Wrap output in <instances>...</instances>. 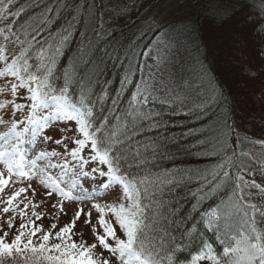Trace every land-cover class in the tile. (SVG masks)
I'll list each match as a JSON object with an SVG mask.
<instances>
[{
    "label": "trees",
    "instance_id": "16d2710c",
    "mask_svg": "<svg viewBox=\"0 0 264 264\" xmlns=\"http://www.w3.org/2000/svg\"><path fill=\"white\" fill-rule=\"evenodd\" d=\"M78 3L84 9L81 23L75 26L63 55L57 57L56 83L62 84L64 72L71 73L75 64L76 78H83L89 90L98 95L102 91L108 93L104 109L110 116L140 107L139 93L149 96V103L142 110L151 118L137 121L139 135L135 137L143 146L141 151L144 147L148 149L145 155L149 164L145 165L144 174H150L151 184L143 200L144 205L150 206V218L146 221L149 226L145 229L147 241L159 251L165 233L177 240L182 235H196L197 241L202 234L213 250L222 255L224 245L220 239H227L223 225L231 224L235 232L240 217L231 208L234 202L229 200L231 189L209 190L208 182L224 159V148L218 141L224 142L229 156L235 153V163L243 169L236 174L260 185L246 191L254 194L249 198L251 203L264 208V134L260 132L264 128V55L260 54L264 50V35L260 31L264 26V0H78ZM11 7L13 12L24 9L18 18L19 28L47 7L54 9L49 15L55 17L58 0H14ZM222 8L234 9L236 14L223 22L214 20L213 14ZM242 13L251 19L245 27L257 22L255 32H250L254 42L250 55L240 61L228 51L222 55L223 60L214 50L217 60L214 59L206 29L227 24ZM85 19H90L87 26ZM71 20L69 9L61 8L53 30ZM93 28L103 37L94 45L100 51L95 52L93 65L78 64L81 33L87 29L91 38ZM104 49L113 53L111 58L103 55ZM125 52L129 53L128 58ZM144 82L155 83L156 90L145 91ZM244 98L250 102L246 103ZM112 99H118V104L113 106ZM169 179L174 183L167 184ZM213 211L221 216L219 232L201 222L204 213L211 215ZM228 212H232L230 217L225 215ZM112 217L115 220L113 213ZM194 224L196 233L191 232ZM168 246L163 245L165 249ZM179 255L183 259L187 253ZM95 256L109 260L101 251ZM160 259H164L163 253Z\"/></svg>",
    "mask_w": 264,
    "mask_h": 264
},
{
    "label": "snow or ice",
    "instance_id": "6c2138e0",
    "mask_svg": "<svg viewBox=\"0 0 264 264\" xmlns=\"http://www.w3.org/2000/svg\"><path fill=\"white\" fill-rule=\"evenodd\" d=\"M14 0H0V94L5 93L8 88L13 95L24 96L30 101L28 104H16V109H28L26 116L27 123L33 127L24 126L21 131H17V125L23 124V121L17 120L11 124L8 132L0 133V138L11 135L16 137V143L11 146V152L5 150L0 151V160L7 166L8 178H5L4 172H0V192L4 191L6 185L10 183L13 168L19 169L21 177H30L37 175L36 172L23 170V157L21 160H12L14 154L19 153V144L22 142L24 133L31 130L32 136L43 134V130L50 127V121H67L76 122L78 129L73 128L71 131L78 132L82 138L76 137L74 140L75 147L71 150L73 159L80 157V153L85 150L86 145H90L91 154L88 159L80 158L79 175L88 178L90 173L83 171L85 165L89 162L99 165H106V171L100 167L91 169V174L100 177L107 176L111 182L121 187H113L110 196L117 201L114 204L101 206L95 204L94 207L100 213L99 223L103 226L105 235H97L96 239L104 249L119 255V264H200L205 260L212 261V264H264V208L258 207L257 204L250 202V197L254 195L247 192L246 189L258 188L260 185L255 181L249 183L244 180L243 175L236 174L243 171L235 163V153L229 156L228 149L223 141H218L224 148V159L217 165V171L212 175L209 181L210 191H221L225 188L231 189L229 200L234 202L231 205L235 214L240 217L239 226L233 232V226L227 222L223 227L227 230L224 235L225 239H220V243L224 245L222 255L215 252L210 243L203 239V235L199 234L200 239L197 241L196 235H182L180 240L165 233L166 238H161L160 250L151 241H147L145 229L148 228L149 205H144L143 200L147 198L149 185L151 184L150 174L145 175V165L149 164V160L145 155L148 151L142 145L135 141V137L139 135L137 131V121L150 119L149 115L143 112V106L149 103V96L139 93L140 99L138 103L140 107H133L129 111L117 115H106L104 103L108 96L106 91L96 94L94 90H89L83 78L77 79V66L73 65V71L69 73L65 71L63 74V83H56V64L57 57L63 55V49L75 31V26L81 23V16L84 12L78 0H58V7L55 9V17L49 14L54 11L52 7H47L38 16L30 18V22L17 28L18 18L24 12L23 8L16 12L12 11ZM61 8H67L72 14L71 22L53 30L57 19L61 15ZM235 10L222 8L213 14V19H219L221 22L234 16ZM11 18V19H10ZM87 26L90 19L84 20ZM94 36L89 38L87 29L81 33L83 37L81 48L78 54L77 63L84 65H93L95 52L100 51L94 45L103 37L94 28L92 29ZM264 35V26L260 29ZM47 33L42 37V34ZM264 55V50L261 51ZM103 55L109 58L113 53L107 49L103 50ZM150 55V54H148ZM129 53L125 52V58ZM159 59V53L157 55ZM119 59V56H116ZM102 62V61H101ZM98 66V65H96ZM127 76L125 81H127ZM152 77H149L151 80ZM91 81H88L90 84ZM77 87L79 90H77ZM151 88L156 90L155 83H146L145 91ZM25 90L27 95L25 96ZM135 98V97H134ZM118 104V99H112V105ZM97 105L100 107L97 108ZM43 110L47 113L42 117H37V110ZM111 111V110H109ZM119 113V109H116ZM16 113L7 112L6 115L13 116ZM116 121L117 123H114ZM3 117H0V123H4ZM55 126V125H52ZM69 131L65 125V132ZM45 142L51 141L52 137L43 135ZM69 137L64 136L62 139L55 140L56 145L65 144V140ZM61 153L56 151L38 153L37 159H43L48 156H60ZM242 155H245L242 153ZM33 168L36 167V160L31 162ZM68 167V161L64 160L63 165L47 163L38 171L44 173L49 168ZM232 169L233 171H230ZM207 180V177H204ZM51 181L50 186L59 192L62 197L73 198L72 193L64 191L59 187V182L48 176ZM79 183L73 180L72 187L75 188ZM171 185L174 180L166 181ZM106 189L108 185L104 186ZM26 188H20L18 191L12 192L7 199L9 206L13 205V201L26 192ZM87 195L86 189H81ZM35 195V190H33ZM51 196L52 193H47ZM154 195V193H153ZM84 197H77L83 199ZM29 205L25 204V208ZM63 212V205L60 204ZM33 208L36 206L33 204ZM53 208L57 205H53ZM105 207L115 215V223L123 230L121 236H117L116 229L112 223L104 218ZM9 207H4L3 212H9ZM83 209H78L72 221L65 224L55 232L56 240L52 241V232L43 231L42 227L33 226L31 231L25 233L24 229L27 224H20V231L11 242H6L5 233L0 236V264H4V259H12L14 256H20L24 259V264H112L111 260H98L93 256V250L97 247L95 243L86 244L85 242L76 243L71 239L72 230L78 219L81 218ZM33 216L37 219L40 214L33 211ZM21 216L25 213L21 211ZM231 216L232 212L225 214ZM91 216V213H88ZM221 216L218 211H213L211 215L204 213L201 222L206 228L214 231H221ZM32 224V221L28 222ZM90 220L86 221V224ZM8 226L12 227V220H8ZM57 226L55 223L51 225L52 229ZM95 230V229H93ZM192 233H196V225H193ZM37 233L39 242H34L33 237ZM108 237L115 241L112 247L108 243ZM147 241V242H146ZM167 243L168 248L163 245ZM163 253L164 259H160ZM187 253L183 259L179 254Z\"/></svg>",
    "mask_w": 264,
    "mask_h": 264
},
{
    "label": "rangeland",
    "instance_id": "374dc122",
    "mask_svg": "<svg viewBox=\"0 0 264 264\" xmlns=\"http://www.w3.org/2000/svg\"><path fill=\"white\" fill-rule=\"evenodd\" d=\"M248 21L250 22L251 19L246 13H242L239 17L234 18L231 20V22L220 27H208L206 29V39L209 44L208 46L210 48V54L214 57L216 52V54L221 56L219 58L223 59L222 55L225 56L228 51H231V53H233L237 59L244 61V58L246 59L247 56L250 55V45L254 43L250 38V32H253L257 23L256 21L251 22V24L249 23L250 27L247 28L244 26V24ZM247 51L248 53H246ZM231 58L232 61L235 60L233 56H231ZM214 59L217 60V55ZM145 85L146 84L144 82L143 86ZM244 100L245 102H250V99L244 98ZM28 103H30V101L25 99L24 96L13 95L8 88L5 89V93L0 94V117H3L5 121L4 123H0V133L8 132L11 124L17 120L23 121V124L17 125V131H21L24 126L29 127V129L33 127L32 125H29L26 120L28 109L15 108L16 104ZM10 111L16 114L13 116L6 115V113ZM44 115H47L45 111L39 109L37 110V117H42ZM65 125H67V128L69 129L67 132H65ZM73 128L78 129V125L74 121H50V127L44 129L42 135L38 134L37 136L33 137L31 130L24 133L22 142L19 144V153L14 154L11 159L21 160V157H23V170H31L32 172H36L37 175L21 177L19 175V169L15 167L13 168L10 183L5 186L3 192H0V236H3L5 233H7L8 235L5 237L6 242H11L15 235L19 233L20 224L24 223L28 225V227L24 229L25 233L31 231L33 226L42 227L43 231L52 232V241L59 242L56 240L55 232L65 224L70 223L75 212L82 208L84 211L81 218L77 220L72 230L71 239L76 243H95L97 247L93 250L94 258L100 260L99 257L95 256V254L96 252L100 253L101 251L102 254L109 257V260L112 261V264H119V255L116 254L114 258L113 253L107 249H104L96 239L97 235H105V233L103 226L99 223L100 213L94 207V205L100 204L103 207L108 204L117 203V201H115L110 196V193L113 187L122 188V186L114 184L107 176L100 177L98 174H96V176L91 174L92 168L90 165H93V168L100 167L102 170L106 171L107 166L99 165L98 162H89V164L84 166L83 171L90 173L88 178L78 174L80 170V158L88 159L93 153L91 152L90 145H86L85 150L80 153V157L73 159L70 153L72 148L75 147L74 140L76 137L82 138V135L78 132V130L75 132L71 131ZM251 130L254 131L256 128H252ZM260 132H263L264 134V128H262ZM43 135L51 136L52 140L45 142L42 138ZM64 136L69 137V139L65 140L67 147H65L64 144L56 145L55 140L62 139ZM15 143L16 137L14 135L0 138V151L7 150L11 152V146ZM42 151L49 153L56 151L57 153H61V155L56 157L48 156L42 160L37 159L38 153ZM33 159L36 160L35 168H33L30 163ZM64 160L68 161L67 168H49L44 173H40L38 171L49 162L63 165ZM0 172H4L5 178L9 177L7 166L2 160H0ZM49 175L59 182L60 188H63L66 192L70 191L73 198L70 199L60 196L59 192L50 186L51 181L48 180ZM73 180L79 181L75 188L72 187ZM105 185H108L109 187L106 189L104 187ZM22 187L26 188L27 191L21 193V195L13 201V205L9 206L7 204L8 197L12 194V192L18 191ZM81 189H86L87 195L82 192ZM33 190H35V195H33ZM49 192L52 193L51 196L47 195ZM81 196L84 198L77 199V197ZM25 204H28L29 206L25 208ZM33 204L36 206L35 208L32 207ZM60 204L63 205V212L60 209ZM53 205H57V207L53 208ZM4 207H9V212H3ZM21 211L25 213L24 216L20 215ZM33 211L40 214L39 219H37L36 216H33ZM88 213H91L90 217L88 216ZM104 218L107 222L113 224L114 228L116 229L117 236H121L122 232L120 231V228L117 227V224L112 217V213L108 211L106 207ZM9 219L12 220V227L8 226ZM88 220H90V223L86 224V221ZM29 221H32V224H29ZM53 223H55L57 226L55 229L51 228ZM40 235H42V233H37L36 236L33 237L34 242H39ZM107 239L108 243L114 247L115 241L111 237H108ZM7 260L4 261V264H24V259L20 256H14V258Z\"/></svg>",
    "mask_w": 264,
    "mask_h": 264
}]
</instances>
